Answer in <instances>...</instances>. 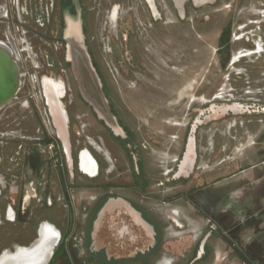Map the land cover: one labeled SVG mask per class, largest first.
<instances>
[{"label":"flooded vegetation","instance_id":"obj_1","mask_svg":"<svg viewBox=\"0 0 264 264\" xmlns=\"http://www.w3.org/2000/svg\"><path fill=\"white\" fill-rule=\"evenodd\" d=\"M143 1L150 9L147 1ZM154 1L161 20L159 3L157 0ZM162 1L164 8L175 9L172 0ZM219 1L215 0L213 3L196 7L191 0H187L184 3L185 11L182 18L179 17L176 9L175 11L179 21L184 22L188 17L189 8L196 11L206 6H214ZM100 5L101 3H95L94 0H0V39L13 44L38 40L52 43L54 46L60 44L64 49L63 12L65 10L74 12L80 7L87 44L100 73V66L90 45L89 36L90 13L95 10L99 13ZM109 14L108 17L120 27V38L116 39L123 43L127 40V35L123 31V22L118 16V7L113 6ZM151 16L154 18L152 12ZM230 29V26L222 28L219 43L227 32L229 40L227 45L219 46V49L230 46ZM253 30L247 32L249 37H246V41L250 40L255 48L247 53H258L261 57L264 54L262 46L264 32L258 34V40L254 41L256 32ZM42 55L44 58H49L51 53L44 50ZM127 55V51L122 52V59ZM236 58L233 56L230 62H235ZM127 62L135 67L129 60ZM58 63L68 67L63 58ZM119 63L122 77L125 79L131 77L132 69L125 70L122 61ZM103 81L109 98V86L104 78ZM20 90L21 87L12 101L0 108V255L6 252L13 253L18 248L29 247L39 239V228L47 223L53 224L60 232L58 244L54 248L49 264H54L59 257H65L64 263L71 264L68 260L66 243L71 235V211H76L71 201V194L78 196L77 191L80 186H83L84 191L88 193L83 206L84 246L88 257L83 264H161L167 256H169L168 264H207L213 256L211 250L213 241L219 239L225 243V247L232 248L235 246L236 233L242 227L249 225L248 219L237 222L230 191L225 192L223 189L219 197L215 181L210 179L205 183L203 177L197 175V156L190 172L187 167L186 155L189 145L193 144L194 129L196 130L197 125L212 114L224 109H218L217 105L212 104L207 107L205 111L207 114L202 112L195 117L181 151L171 159L167 158V154L163 161L165 164L158 165L159 170L155 169L151 155L155 149L150 143L140 141L141 131L126 121L115 100L109 99L125 131L124 138L114 137L102 123L99 124L101 130L99 135L89 136L76 132L77 137L74 138L71 135L72 131L73 135L75 132L74 124L71 123L69 114L70 141L75 163V175L71 181L63 150L55 135L42 93L47 114L46 121L36 113V115L18 113L13 102L18 98ZM234 104L240 106L235 111L241 110L242 105L239 103L231 105ZM66 108L68 110V107ZM227 111L234 110L227 109ZM246 112L248 110L244 111ZM187 138L188 146L184 155ZM84 148L88 149L97 162V171L94 175L83 174L78 169V155ZM79 178L83 180L82 184L78 182ZM221 200L224 204L222 209L219 208ZM185 210L194 217L206 219V232L191 244L188 257L179 259L167 254V249L170 248L169 242L178 240L165 238V233L171 227L182 230L183 234L188 232L187 225L181 220ZM101 211L108 219V222L105 221L106 229L108 227L110 231L115 232L120 249L137 245L138 234H134L133 231L138 228H142V238L148 241V246L143 251L137 250L134 254L125 257L109 256L105 248L92 249L95 240L94 223ZM246 212L240 214L246 216Z\"/></svg>","mask_w":264,"mask_h":264},{"label":"rangeland","instance_id":"obj_2","mask_svg":"<svg viewBox=\"0 0 264 264\" xmlns=\"http://www.w3.org/2000/svg\"><path fill=\"white\" fill-rule=\"evenodd\" d=\"M94 1L101 3L100 12L90 13L89 36L101 78L109 86V99L115 100L126 121L141 131L140 141L155 149L151 155L156 170L159 164H165L167 154L171 159L181 151L194 118L206 113L212 104L226 111L212 114L196 127L197 175L206 183L217 164L239 167L264 157V54L259 57L258 53H247L255 47L250 40L246 41L250 29L256 32L254 41L264 32V0H220L196 11L189 8L184 22L179 21L174 8H164L162 0H157L162 21L151 16L143 0ZM115 5L127 35L123 43L116 39L120 38L118 23L108 17ZM225 26L231 28L230 46L219 49V35ZM237 36L240 38L236 39ZM13 48L21 68V90L13 102L18 113L37 114L46 121L41 78L61 79L66 88L63 102L74 124L75 132L71 135L74 138L76 132L99 135L100 121L81 99L70 69L58 63L64 60L62 45L33 40L14 43ZM44 50L51 53L49 58L43 57ZM125 51L128 55L122 59L121 53ZM233 56L237 58L231 63ZM119 61L125 70L132 69L131 77H122ZM233 103L242 105L241 110L235 111L240 106ZM245 110L248 112L244 113ZM82 181L78 179L79 183ZM77 192L78 196L71 194L76 212L71 216L73 225L66 242L71 264H83L88 257L83 217L88 193L83 186ZM106 220L104 215H98L94 223L92 249L105 248L109 256L125 257L148 246V241L142 238V228L137 227L133 231L138 234L137 245L120 249L115 232L106 229ZM180 238L178 235L173 239ZM168 260L167 256L161 264H168ZM64 261L65 257H59L54 264H65Z\"/></svg>","mask_w":264,"mask_h":264},{"label":"water","instance_id":"obj_3","mask_svg":"<svg viewBox=\"0 0 264 264\" xmlns=\"http://www.w3.org/2000/svg\"><path fill=\"white\" fill-rule=\"evenodd\" d=\"M146 1L152 14L155 18H157L158 12L155 1L152 0V5L148 0ZM186 1L187 0H172L179 17L181 18L184 16V3ZM191 1L196 7H198L205 3H213L215 0ZM62 20L64 62L67 64L72 73L81 99L91 108L98 121H100V123H102L114 137L124 138L126 136L125 131L123 130L121 124L119 123L118 117L111 107L109 98L107 97L104 89L103 80L87 44L84 30V18L81 8L77 7L74 12L65 10L63 12ZM20 74L21 68L14 56L13 49L8 43L0 39V108L11 102L17 95L22 84ZM45 79H50L54 82H60L62 84V91L57 92L55 90H46V85L44 84ZM40 87L42 97L47 108L48 116L53 126L55 135L61 144L71 180H73L75 175V163L72 144L70 141L69 114L67 112L66 104L63 102V97L66 91L65 84L61 79L43 76L41 78ZM224 109L226 110V108ZM194 132L195 129L193 131V137L195 140ZM188 138L184 155L187 151ZM83 150L89 153L91 161L94 165L93 174H90L86 170L81 168L80 155ZM195 159L196 146L194 142L193 160L189 172L194 167ZM78 169L81 173L88 175H94L97 171V162L87 148H84L79 152ZM99 215H102V211L99 213ZM51 225L56 228L53 224ZM56 229L58 231V238L51 249L48 251V253L42 254V250H35V246H32V243L29 247H26V250L24 252L20 254H16L17 250H15L12 253V263L49 264L53 256L54 248L58 244L60 238V232L58 228Z\"/></svg>","mask_w":264,"mask_h":264},{"label":"crops","instance_id":"obj_4","mask_svg":"<svg viewBox=\"0 0 264 264\" xmlns=\"http://www.w3.org/2000/svg\"><path fill=\"white\" fill-rule=\"evenodd\" d=\"M211 179L215 181L219 197L223 189L230 191L237 222L248 219L249 225L236 233L232 248L225 247L219 239L213 241V256L207 264H264V157L239 167L217 164L212 169ZM219 208H224L222 200ZM245 211L247 215L242 216L240 213ZM75 212L72 211L71 216ZM183 215L181 220L187 225L188 232L183 234L182 230L171 227L165 233V238L170 239L182 235L178 241L169 242L170 248L167 249L168 255L179 259L188 257L191 244L206 232L207 223L205 218L194 217L186 210Z\"/></svg>","mask_w":264,"mask_h":264},{"label":"bare ground","instance_id":"obj_5","mask_svg":"<svg viewBox=\"0 0 264 264\" xmlns=\"http://www.w3.org/2000/svg\"><path fill=\"white\" fill-rule=\"evenodd\" d=\"M148 1L151 5L153 4L152 0H148ZM55 83H58L57 86L53 85L49 81H45L44 84L46 85V90H50V91L55 90L57 92L62 91V84L60 82H55ZM87 153L88 152L83 151L80 155L81 168L86 170L89 173H93L94 165ZM193 153H194V140H193V144L189 145L187 155H186V158H187L186 161L188 162L189 167L191 166V163L193 160ZM190 157H191V160H189ZM57 238H58V232L53 230V228H51L49 224L44 223L39 230V239L34 241L32 246H35V250H42L43 251L42 254L43 253L45 254V253H48V251L51 249V247L56 242ZM25 250H26V247L18 248L16 254H20L24 252ZM12 257H13L12 253L10 252L4 253L0 257V264H15V263H12L13 261H11Z\"/></svg>","mask_w":264,"mask_h":264},{"label":"trees","instance_id":"obj_6","mask_svg":"<svg viewBox=\"0 0 264 264\" xmlns=\"http://www.w3.org/2000/svg\"><path fill=\"white\" fill-rule=\"evenodd\" d=\"M228 40H229V34L228 32L226 34H224L221 38V42H220V46H223V45H227L228 43ZM96 66H97V63L95 62ZM65 65L67 66V64L65 63ZM98 69V68H97Z\"/></svg>","mask_w":264,"mask_h":264},{"label":"built area","instance_id":"obj_7","mask_svg":"<svg viewBox=\"0 0 264 264\" xmlns=\"http://www.w3.org/2000/svg\"><path fill=\"white\" fill-rule=\"evenodd\" d=\"M7 43V42H6ZM10 46H11V48L13 49V52H14V56H15V58L17 59V57H16V54H15V50H14V48H13V43H8ZM17 61H18V59H17ZM20 76H21V74H20Z\"/></svg>","mask_w":264,"mask_h":264}]
</instances>
